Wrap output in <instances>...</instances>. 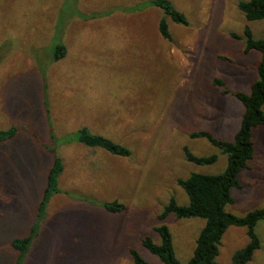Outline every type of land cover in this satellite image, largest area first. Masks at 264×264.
Listing matches in <instances>:
<instances>
[{
	"label": "rangeland",
	"instance_id": "374dc122",
	"mask_svg": "<svg viewBox=\"0 0 264 264\" xmlns=\"http://www.w3.org/2000/svg\"><path fill=\"white\" fill-rule=\"evenodd\" d=\"M152 1L0 0V130H18L0 144V264L17 263L12 242L37 222L56 159L64 166L59 193L22 264H134L132 250L163 264L141 242L160 243L154 229L172 198L189 204L177 181L225 171L227 156L190 136L206 131L234 141L245 110L222 92L249 94L258 80L261 54L245 51L244 32L248 25L262 38L264 21L247 22L238 5L249 0H167L189 22L167 18L169 41L159 29L165 13ZM58 45L66 54L55 61ZM82 130L131 155L81 144ZM253 141V159L238 176L242 188L225 208L238 217L264 207V126ZM184 148L218 161L190 163ZM111 202L126 209L109 213ZM165 224L176 258L187 264L206 222L170 216ZM256 233L262 247L248 264H264V221ZM247 243L245 228L230 227L216 264H231Z\"/></svg>",
	"mask_w": 264,
	"mask_h": 264
},
{
	"label": "trees",
	"instance_id": "16d2710c",
	"mask_svg": "<svg viewBox=\"0 0 264 264\" xmlns=\"http://www.w3.org/2000/svg\"><path fill=\"white\" fill-rule=\"evenodd\" d=\"M151 4L165 13V19H162L159 25L160 32L165 39L172 40L166 21L167 18L176 24L189 26L184 14L177 11L169 1L155 0ZM238 8L245 15L247 22L264 21V0L241 2ZM244 35L246 38L245 51L247 53L256 51L261 54V61L257 68L258 80L252 84L249 94L226 90L222 92L223 95L231 94L238 99L245 110L240 129L236 133L234 141L217 139L206 131L191 134L192 139L202 138L208 140L211 145L227 156L228 163L225 171L221 174L192 173L187 179L177 181L179 187L187 194L189 204L180 205L175 198H172L158 216L161 225L154 229L160 237V243H155L150 237L144 238L141 242L142 246L160 259L163 264H182L175 256L173 236L170 228L165 224L170 216H174L177 220L202 219L206 222L196 240L193 256L187 264H216L220 255L222 239L230 227L245 228L248 237L247 245L233 254L231 264L250 263L256 252L262 247L261 239L256 233V227L259 222L264 221V207L254 210L244 217L229 214L225 210L227 205L234 203L231 195L232 190L242 188L238 180L240 172L248 169V163L253 159V131L259 126H264V36L256 39L248 25L245 27ZM232 37L239 38L237 34H232ZM65 54L66 48L58 45L55 49L54 60L58 61L64 58ZM215 85L223 86V82L215 80ZM17 131L15 126L7 130H0V144L13 139ZM78 140L85 146L102 148L115 156L129 157L131 155L130 150L124 146L103 136L93 135L87 130L80 131ZM183 151L188 162L199 166L213 165L218 161L217 155L197 157L188 148H184ZM63 171L62 161L56 159L48 173L47 185L39 205L37 222L31 227L26 237L12 242L14 250L20 253L16 264L23 263L30 252L32 244L38 237L40 222L45 215L47 206L52 196L59 193V178ZM105 209L109 213H121L126 208L125 205L119 202H111L105 205ZM131 256L134 264H150L136 250L131 251Z\"/></svg>",
	"mask_w": 264,
	"mask_h": 264
},
{
	"label": "crops",
	"instance_id": "0c3cea01",
	"mask_svg": "<svg viewBox=\"0 0 264 264\" xmlns=\"http://www.w3.org/2000/svg\"><path fill=\"white\" fill-rule=\"evenodd\" d=\"M257 128H258V127H257ZM255 129H256V128H255ZM255 129H254V130H255ZM253 133H254V131H253ZM262 171H264V167H260V168H259V174H258L259 177H262V175H261V172H262ZM259 209H260V208H259ZM33 248H34V247H33V244H32L31 249H33ZM31 249H30V250H31Z\"/></svg>",
	"mask_w": 264,
	"mask_h": 264
}]
</instances>
